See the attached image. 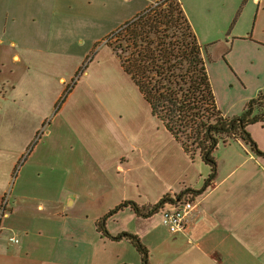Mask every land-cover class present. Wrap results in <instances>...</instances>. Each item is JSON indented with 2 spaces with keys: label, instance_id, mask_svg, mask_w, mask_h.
Returning <instances> with one entry per match:
<instances>
[{
  "label": "crops",
  "instance_id": "1",
  "mask_svg": "<svg viewBox=\"0 0 264 264\" xmlns=\"http://www.w3.org/2000/svg\"><path fill=\"white\" fill-rule=\"evenodd\" d=\"M158 1L0 0V264H142L129 241L104 236L97 223L125 202L151 207L204 188L210 169L153 117L107 45ZM178 1L220 78L232 71L245 87L243 112L264 91V0ZM238 48L258 58L257 80L231 59ZM216 102L225 116L241 115ZM248 131L264 152V121ZM175 144L186 159L169 165ZM214 156L216 175L188 234L130 207L106 220L108 234L136 235L150 264H264V158L239 139Z\"/></svg>",
  "mask_w": 264,
  "mask_h": 264
},
{
  "label": "trees",
  "instance_id": "2",
  "mask_svg": "<svg viewBox=\"0 0 264 264\" xmlns=\"http://www.w3.org/2000/svg\"><path fill=\"white\" fill-rule=\"evenodd\" d=\"M149 8L120 27L125 34L123 41L109 46L150 105L153 117L192 160L200 159L209 166L210 175L200 191L188 189L180 195H167L151 207L125 202L97 223L104 236L114 241H129L141 255L142 264H150L148 249L130 233L111 237L105 227L108 218L126 207L137 216L150 218L187 195H202L215 178L214 154L220 143L239 139L253 154L264 158V152L248 131L249 126L264 121V91L249 101L241 115L225 116L217 106L205 49L180 2L161 0L154 8Z\"/></svg>",
  "mask_w": 264,
  "mask_h": 264
},
{
  "label": "rangeland",
  "instance_id": "3",
  "mask_svg": "<svg viewBox=\"0 0 264 264\" xmlns=\"http://www.w3.org/2000/svg\"><path fill=\"white\" fill-rule=\"evenodd\" d=\"M156 6V3L151 5L149 9L154 8ZM124 26V25H123ZM124 33L122 32V29L119 28L117 29L112 36H110L107 39V45H118L121 41L124 39ZM205 56L207 58V62L210 65L212 62L215 53L214 51H210L209 48L205 47ZM252 54L251 52L247 53L243 51V49H236L231 55V59L235 60V62H240L242 65V77L247 81H255L257 80L259 76V71H260V66H259V60L257 58H251ZM211 68V74H212V86L214 89L215 96L217 97L216 100L218 99L219 105L222 108H229L230 106H233L232 108V113L237 112L238 114L240 112V108L243 104V99H244V89L245 87L242 86L241 82L238 80L237 76L232 72V76H227L225 78H220L219 73L215 69V66L210 65ZM85 69V68H84ZM82 77V76H81ZM88 77V76H87ZM86 77V78H87ZM230 77V78H229ZM233 77L238 80V83L232 82ZM231 82V83H230ZM137 88V87H136ZM138 91V88H137ZM42 132L38 135L37 139L42 136ZM175 146H169L168 148V163L169 165H173L176 163H179L183 160L186 159L184 154L180 152V148L178 150H174ZM198 162H200L201 167L210 169L207 165H205L200 159H197ZM196 161V162H197ZM199 164V163H198Z\"/></svg>",
  "mask_w": 264,
  "mask_h": 264
},
{
  "label": "built area",
  "instance_id": "4",
  "mask_svg": "<svg viewBox=\"0 0 264 264\" xmlns=\"http://www.w3.org/2000/svg\"><path fill=\"white\" fill-rule=\"evenodd\" d=\"M67 89L70 90V88ZM21 164L22 161L17 165L14 176L17 175ZM6 205L7 200L3 202L0 211V221L6 216ZM200 208L201 202L199 197L187 195L161 212L163 226L170 234H188L200 219ZM11 241L18 243V240L14 238Z\"/></svg>",
  "mask_w": 264,
  "mask_h": 264
}]
</instances>
